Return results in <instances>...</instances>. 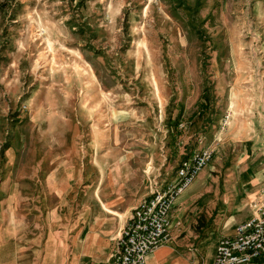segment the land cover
Wrapping results in <instances>:
<instances>
[{"label": "rangeland", "instance_id": "374dc122", "mask_svg": "<svg viewBox=\"0 0 264 264\" xmlns=\"http://www.w3.org/2000/svg\"><path fill=\"white\" fill-rule=\"evenodd\" d=\"M263 83L264 0H0L5 259L40 264L51 224L100 198L132 212L229 110L234 135L252 100L240 89ZM231 144L208 168H236ZM205 223L184 216L180 238L198 248Z\"/></svg>", "mask_w": 264, "mask_h": 264}, {"label": "crops", "instance_id": "0c3cea01", "mask_svg": "<svg viewBox=\"0 0 264 264\" xmlns=\"http://www.w3.org/2000/svg\"><path fill=\"white\" fill-rule=\"evenodd\" d=\"M240 92L242 97L250 95L252 98L248 101L249 107H245L247 117H243L240 126L233 128V132L238 129L234 135L224 134L228 127L216 133L215 129L211 130L207 145L214 149L213 157H216L220 152L221 156L226 154V143L232 147L233 142L236 168L225 171L224 165L208 168L209 164L200 175V185L191 187L188 196H179L171 212V239L151 254L148 264H213L219 240L234 233L237 224L253 215L264 191V89L253 85ZM228 163L230 161L225 166ZM155 178L158 181V177ZM114 181L108 184L109 188L115 185ZM51 187L56 186L51 184ZM119 205L118 199L100 198L93 208L83 205L75 219L69 221L66 217L62 222L54 221L40 264H109L116 239L131 215V211H119ZM186 215L206 222L201 228L206 235L196 249L178 233L177 227ZM13 228L6 233H12V240H17V228ZM4 237L5 232L0 240ZM0 246L3 256L0 264H37L33 257L38 254L30 250L28 256L24 255L26 251L17 250L9 262L5 259L3 243Z\"/></svg>", "mask_w": 264, "mask_h": 264}, {"label": "built area", "instance_id": "2783aa9c", "mask_svg": "<svg viewBox=\"0 0 264 264\" xmlns=\"http://www.w3.org/2000/svg\"><path fill=\"white\" fill-rule=\"evenodd\" d=\"M230 119L229 110L220 128L225 129ZM213 156L214 149L204 146L180 163L174 179L165 187L156 178L151 181L149 194L134 207L116 239L109 264H148L151 254L171 239V212L177 199L194 183ZM213 264H264V191L253 215L237 224L234 233L219 240Z\"/></svg>", "mask_w": 264, "mask_h": 264}, {"label": "bare ground", "instance_id": "6f19581e", "mask_svg": "<svg viewBox=\"0 0 264 264\" xmlns=\"http://www.w3.org/2000/svg\"><path fill=\"white\" fill-rule=\"evenodd\" d=\"M115 177H117V175L115 176V173L113 171L108 177V183H110V184L113 183V181L115 180Z\"/></svg>", "mask_w": 264, "mask_h": 264}, {"label": "trees", "instance_id": "16d2710c", "mask_svg": "<svg viewBox=\"0 0 264 264\" xmlns=\"http://www.w3.org/2000/svg\"><path fill=\"white\" fill-rule=\"evenodd\" d=\"M190 155H191V154H190ZM190 155H189V156H190ZM189 156H188V157H189ZM188 157H186V158H188ZM186 158H184V159H186ZM182 161H183V160H182ZM182 161H181V162H182Z\"/></svg>", "mask_w": 264, "mask_h": 264}]
</instances>
